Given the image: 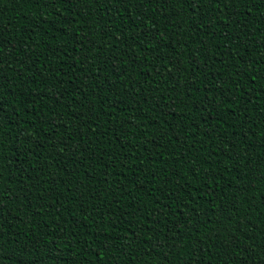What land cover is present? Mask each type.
<instances>
[{"label": "trees", "instance_id": "trees-1", "mask_svg": "<svg viewBox=\"0 0 264 264\" xmlns=\"http://www.w3.org/2000/svg\"><path fill=\"white\" fill-rule=\"evenodd\" d=\"M128 7L134 19H116L115 10L101 19L90 2L45 11L35 0H0V41L12 61L4 74L16 77L5 83L12 123L0 120V197L8 213L0 264H188L201 238V264H224L229 256L230 264H264V8L244 17L242 4L205 7L219 20H197V31L179 3ZM142 29L144 40L129 47L125 37ZM149 42L159 46L145 51ZM50 74L63 80L55 93ZM20 89L30 101L23 111L15 102ZM69 136L73 148L84 144L77 164L59 163ZM177 149L188 162L183 167L169 159ZM92 150L104 159L90 163ZM155 232L175 233L179 251L157 247ZM209 237L221 247L210 248ZM233 239L239 248L229 247Z\"/></svg>", "mask_w": 264, "mask_h": 264}, {"label": "snow or ice", "instance_id": "snow-or-ice-1", "mask_svg": "<svg viewBox=\"0 0 264 264\" xmlns=\"http://www.w3.org/2000/svg\"><path fill=\"white\" fill-rule=\"evenodd\" d=\"M36 3H38L41 7V9L45 10V11H54L55 9V5L57 3H61V4H68V5H71L73 3V0H35ZM77 3H92L93 5L97 6L98 8L101 9V19H104V16L105 15H108V16H111L112 14V11L115 10V13H116V19H120V20H123L124 19V15H128L129 18H132L134 19V17H132V12L131 10L129 9L128 5L129 4H132L133 6L139 4L141 7H143L145 4H148V5H154L156 3H160V4H177L179 3L186 11L187 10H191V13L186 15L184 18L188 19L189 22H190V27L196 29L197 31H199V26L197 24V20H199V23L200 24H203L204 23V20L205 19H208V20H219V16L218 15H213V16H209L207 13L204 12V8L205 7H208L209 8V11L212 12L213 11V6L216 10H219L221 7L223 8H227L230 4L231 5H236V4H242L243 6H245V11L244 12H241L239 13L240 16H244V17H251L252 16V11L254 8H257V7H261V8H264V0H76ZM104 9H107V11L105 12ZM197 12L200 13V16L198 17L197 16ZM69 15H71V13H68ZM77 15H79V13H77ZM141 15V13H137V16ZM233 15H235V13H233ZM114 21L113 20H107L106 21V24L107 25H111L113 24ZM249 23H251V20L249 21ZM243 28H247L248 25L247 24H242L241 25ZM152 28L155 29L156 28V25L155 23L152 24ZM134 30V29H133ZM171 30V29H169ZM158 35V33H154L153 36H152V39H156V36ZM231 35V33H229V36ZM145 38V34H144V30L142 29L140 33H137V35L135 36H132L131 33L128 34V36L125 37V41L126 43L129 42V40L131 41V43H129V47L132 46V44L136 43L138 40L139 41H143ZM225 39H228V36L225 37ZM159 45H152L150 42H149V48L148 49H145V51H148L149 49L151 48H154V47H158ZM4 49H5V45L2 41H0V120H4L5 123H12V118L11 116H7L4 112V105L5 104H8L9 102L5 99V96H6V92H7V89L5 88V83H7L10 79H13V78H16L15 75L12 77V78H9L6 76V74H4V69H3V65L5 63H8L9 65H11L12 61L8 59V57L4 56L3 55V52H4ZM87 59V57H85ZM142 59H146L145 57H141ZM28 60H32V56L29 55ZM35 62V61H34ZM103 63L107 64L108 63V60L107 59H104L103 60ZM193 63H195V61H193ZM60 70L57 69V73L59 72ZM195 74V73H193ZM125 75H127V73H125ZM157 75H159V73L157 72ZM29 76H31V71L29 69ZM50 79H56L57 80V83L53 86V92L55 93L56 89L58 87H60L62 84H63V80L59 77V75H56L55 77H53L51 74H50ZM32 83H35V81H32ZM112 91H115L114 89H112ZM122 91H125L127 92L128 91V88L125 87L124 89H122ZM151 91V89H150ZM132 92L133 94H135V88L132 89ZM19 93H20V97L21 99L19 100H16L15 102L20 105V109L21 111L24 110V108L27 107V104L30 102L27 100V98H24V92L22 89L19 90ZM31 96L32 97H35L36 95H38L39 93L37 92V89L33 88L31 89ZM77 95H80V93H77ZM241 98H243V94H241ZM190 99V97H189ZM56 101L57 103L59 102V96L56 97ZM145 103H147V99L145 98ZM248 103H251V100L248 101ZM109 107L115 111L117 105L115 103L109 105ZM148 107L149 108H152L153 105L151 103H148ZM155 107L159 108L160 106L157 104ZM165 107H167L165 105ZM229 107H231V105H229ZM199 110V109H198ZM143 111V109H141V112ZM206 111V109H205ZM12 115H18V113H13ZM163 115L166 117V116H169L171 115L170 112L168 111H165L163 113ZM260 115L261 116H264V110H261L260 112ZM126 119V118H125ZM147 119V118H145ZM44 121L41 120L40 121V124L43 125ZM87 123V122H86ZM139 125H137L138 127ZM88 127L89 129L91 128V124H88ZM105 132H107V129H105ZM213 132V129L212 128H209L208 130V135H209V139H213L211 133ZM2 131H0V136H2ZM114 135L116 136L117 139H119L120 135H123V132L120 131V130H117L116 132H114ZM71 139V136H69L68 138L65 139V141L61 142V145H60V148L58 149V153H60V162L59 163H63L65 160H69L71 159V162L73 164H77V160H76V155L79 154V155H83V151L82 149L84 148V144H80L78 147H72L68 144V140ZM152 140L154 141L155 140V137L152 138ZM151 142V141H150ZM172 139H171V135L169 136V140H168V143H172ZM17 143H19L17 141ZM196 143H199V141H197ZM157 147H161V145H156ZM38 147H43V145L41 144H38ZM122 147H126L124 145H122ZM193 145H189L188 146V151H191ZM201 147H203V145L201 144ZM234 148L235 146L233 145L232 149L234 151ZM221 150H223V148H221ZM29 151H31V148H29ZM3 153V139H0V163H2V161L5 159V157L2 155ZM70 154V155H69ZM16 155H20V156H23L24 153H16ZM119 155V153H113V157H117ZM209 155H212V156H215L216 155V150L213 149ZM183 156L184 154L180 152L179 149L173 151L172 153L169 154V159L172 160V163H173V166L179 164L181 167H183L184 164L188 163L185 159H183ZM231 158V157H229ZM88 159H89V162L91 163L93 159H96L97 161L99 160H103L104 157L103 156H99L98 153H96L95 150H92V152L89 153V156H88ZM128 157L125 156V160H127ZM139 159H142L139 158ZM193 159H197L195 154H193ZM207 160V157L205 158V161ZM198 163H202L200 161H198ZM59 166V164H58ZM108 168H112V169H115L116 165L115 163H109L107 165ZM188 167L191 168L192 165L191 164H188ZM19 170V169H17ZM33 171H36L35 167L33 166ZM44 171L43 168L40 169V173H42ZM93 171H95V169H93ZM141 173H143L144 171L146 170H139ZM37 174V179H39V174ZM105 177L108 175V172H107V168L105 169L104 173H102ZM174 174V173H173ZM194 174V173H193ZM149 176H154L156 175L155 172H150L148 173ZM212 175L214 176L215 175V172L212 173ZM260 177L262 180H264V171L260 172ZM2 178V177H0ZM27 179L31 180L32 178L31 177H28ZM69 183H71V181H69ZM129 184H133V186H135V184L133 183L132 180H129ZM75 185H73L74 187ZM81 187H83V185H81ZM230 187V185H229ZM183 188L184 186L183 185H180L178 189H176L177 192H180V191H183ZM248 189L245 188L243 189V191H247ZM122 191H127L126 188H124L122 186ZM129 195H131V193H128ZM11 197H9L10 199ZM93 200H99L100 197L98 195H93L91 197ZM2 197H0V224L3 223V218L5 216L8 215L7 212H5L4 210V206L2 204ZM116 203H118V201H116ZM187 205H185L186 207ZM167 207V206H165ZM103 215H107V213H104ZM164 215V213H160L159 216L157 217V220H154L152 221V227H156L159 223V219L160 217H162ZM172 215H175V212L172 213ZM122 216L123 214H121L120 216H117L116 219L117 220H120L121 222H123V219H122ZM183 222H186L185 221H182ZM113 227H115V222H113L112 224ZM141 232H144V229L141 228L140 229ZM149 231H151V228L149 229ZM180 231H184V229H180ZM194 231V230H193ZM4 232L2 229H0V241H3L4 239ZM135 235V233H134ZM155 237L160 240V243L157 245V247H159L161 250L165 249V248H169V249H178V244H177V241H176V234L173 233L171 237H166L164 233L162 232H155L154 233ZM162 237H164L162 239ZM251 238V237H250ZM124 240H127V235H125L123 237ZM137 239H139V237H137ZM145 239L148 240V239H152V237H148V236H145ZM180 241H184L186 243V241L184 240V237H180L179 238ZM209 240H211V244L209 245V247H216V248H220L221 246L216 244V242L214 240H212L211 237L208 238ZM202 240L203 238H201L200 240H198L196 242V246L191 250L192 251V257H191V260L188 262V264H201V260L198 259L201 255V252H203L205 249H203L201 247V244H202ZM11 243V241H10ZM16 243L18 244L19 241L17 240ZM51 243V242H50ZM232 245H235L237 248L240 247V244L238 243L237 240L233 239L229 242V247H231ZM0 247H2V245H0ZM153 251H155V247L152 249ZM53 251V249H49V252ZM243 251L247 252L248 251V248H244ZM98 254V253H97ZM228 254V253H226ZM262 260H264V257H261ZM113 260H116V257L113 256ZM231 262V257L229 256V260L225 261L224 264H230ZM243 264V262H242Z\"/></svg>", "mask_w": 264, "mask_h": 264}]
</instances>
